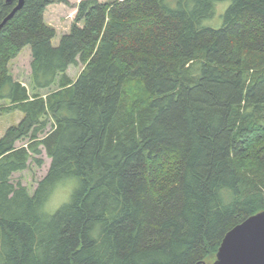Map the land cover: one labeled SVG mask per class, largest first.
I'll use <instances>...</instances> for the list:
<instances>
[{
	"label": "trees",
	"instance_id": "16d2710c",
	"mask_svg": "<svg viewBox=\"0 0 264 264\" xmlns=\"http://www.w3.org/2000/svg\"><path fill=\"white\" fill-rule=\"evenodd\" d=\"M217 1L81 0L57 46L55 0L0 28V100L23 113L0 138V264H204L264 211V0L204 26ZM26 46L29 87L10 71ZM43 149L31 193L13 176Z\"/></svg>",
	"mask_w": 264,
	"mask_h": 264
},
{
	"label": "rangeland",
	"instance_id": "374dc122",
	"mask_svg": "<svg viewBox=\"0 0 264 264\" xmlns=\"http://www.w3.org/2000/svg\"><path fill=\"white\" fill-rule=\"evenodd\" d=\"M81 0H55L54 3L49 4L45 10V20L48 24L54 27L57 31V35L53 40L54 45H58L61 37L64 34L69 33L72 23L77 13V5ZM101 2H110L113 0H99ZM231 5V0H222L214 3V15L204 20L203 25L211 28H220L224 23V15ZM31 49L30 46L23 48L21 53L10 61V71L14 79L21 81L24 85H30L31 80ZM84 64L79 62L76 65H71L68 68V74L72 79H76ZM7 100H0V138L5 134L6 130L10 126L18 125L23 118V113L19 110L6 111ZM51 127H48V130ZM19 145H26V141L20 142ZM42 159V165H38L36 162H32L30 166L22 171L17 172L13 176L15 183H22L27 186L31 193L34 192L38 186L39 181L47 174L51 159L47 155L45 149L42 154L39 155ZM73 180H69L66 183L61 184L55 190L54 194L48 203V208L55 210L61 204L68 201L70 195L75 187ZM217 259V256L208 259L205 264H213Z\"/></svg>",
	"mask_w": 264,
	"mask_h": 264
},
{
	"label": "water",
	"instance_id": "95a60500",
	"mask_svg": "<svg viewBox=\"0 0 264 264\" xmlns=\"http://www.w3.org/2000/svg\"><path fill=\"white\" fill-rule=\"evenodd\" d=\"M24 4L25 0H18L0 28ZM213 264H264V211L249 216L226 233Z\"/></svg>",
	"mask_w": 264,
	"mask_h": 264
},
{
	"label": "flooded vegetation",
	"instance_id": "af4514ba",
	"mask_svg": "<svg viewBox=\"0 0 264 264\" xmlns=\"http://www.w3.org/2000/svg\"><path fill=\"white\" fill-rule=\"evenodd\" d=\"M14 1H15V2H18V0H13V1L10 2V3H7L6 0H4V2L7 3V4H11V3H13Z\"/></svg>",
	"mask_w": 264,
	"mask_h": 264
},
{
	"label": "bare ground",
	"instance_id": "6f19581e",
	"mask_svg": "<svg viewBox=\"0 0 264 264\" xmlns=\"http://www.w3.org/2000/svg\"><path fill=\"white\" fill-rule=\"evenodd\" d=\"M6 2H7V0H6ZM8 3V2H7Z\"/></svg>",
	"mask_w": 264,
	"mask_h": 264
}]
</instances>
